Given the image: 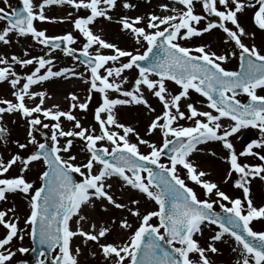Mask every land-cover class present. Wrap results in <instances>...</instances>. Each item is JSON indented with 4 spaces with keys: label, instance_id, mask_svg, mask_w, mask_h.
<instances>
[{
    "label": "snow or ice",
    "instance_id": "6c2138e0",
    "mask_svg": "<svg viewBox=\"0 0 264 264\" xmlns=\"http://www.w3.org/2000/svg\"><path fill=\"white\" fill-rule=\"evenodd\" d=\"M3 3L6 5L8 0ZM197 4L200 13L195 11ZM53 5L68 6L73 11L65 16H49L46 9ZM136 7L131 0H38L36 3L22 0V7L11 12L0 7V21H6L0 28V42L10 44V34L30 36L43 50L39 56H30L27 49L23 56L13 54L9 58L0 54V82L9 83L14 98H0V120L4 114L17 112L26 117L27 142L13 143L21 150L33 146L27 155L16 152L7 160L0 157V201H6L9 193L24 194L29 201L24 225L41 245L58 249L53 264H80L81 247L72 248V240L77 236L85 245L95 243L110 264H215L209 254H220L217 242L227 243L229 239L235 245L231 248L237 254L235 264H264V230L252 226L253 221H264V205H255L251 196L252 180L264 181V95L257 91L264 90V52L254 42L251 45L244 42L245 37L255 38L256 32L246 31L239 21V14L252 8V23L264 33V0H174L159 3L160 14L152 11L144 15H120L115 22L136 45L144 48L142 53L139 48H122L90 27L97 18L113 21L111 13L117 8ZM81 9L88 14L79 15ZM213 16L218 22L209 19ZM65 20L83 38L81 47H73L77 37L70 31L48 35L46 29H38L34 24ZM202 21L206 23L200 26ZM217 28L225 34L223 42L232 46L231 50L218 53L210 44L190 47L181 43ZM57 49L77 62L76 65L54 70ZM237 55L238 71L223 66ZM16 65L32 66V69L19 74ZM80 65L84 66L83 72L76 71ZM132 69L137 73L130 82L125 72ZM69 77L81 79L89 87L83 100L74 92L68 93L66 99L71 101L68 111L61 110L58 104L44 107L49 93L32 90V86L53 78ZM166 81L174 82L179 90L172 93ZM129 83L131 87L126 88ZM145 90L162 105V112L146 128V135L157 131L161 134L160 143L145 139L135 127L121 122L117 116V106H143L149 113L155 112ZM190 90L206 98L210 110L198 108L193 102L184 104L182 110V100H191ZM237 90L247 95L248 102L237 98ZM93 92L99 93L102 101L94 110L98 131L94 126L84 127L71 111H86ZM111 92L119 95L112 97ZM37 98L39 102L34 106L26 103V99ZM196 103L204 104V101ZM62 117L74 122L72 129L64 130ZM224 119L229 124H223ZM45 120L53 122L45 123ZM180 120L191 123L184 126ZM249 127L259 131V138L252 139L238 153L230 137ZM6 133L7 129L0 126V139L7 140ZM36 133L43 140L37 139ZM61 137L85 142L82 151L88 155L84 162L76 163L72 154L61 155L70 153L73 146V139L61 144ZM98 142L107 143L98 146ZM208 142H218L226 150V155L220 157L228 165L223 182L231 181L242 196H230L216 181L205 179L211 173L191 158L203 151L200 145ZM141 145L149 150L142 152ZM209 151L212 156L217 155ZM165 156L167 159L162 162ZM242 156H252L260 163H241ZM17 162L21 164L20 174L7 176ZM33 164L44 166L38 176L40 186L35 188L24 174ZM74 174L80 179H75ZM113 179L119 183V196L109 182ZM186 181L199 186L207 198H200ZM126 189L135 191L156 207L141 212V199L126 197ZM97 202L100 210L107 212L111 206L123 215L119 220L112 217L98 227L91 216L83 213L85 205L95 211ZM154 218L157 222H153ZM19 221L15 206L0 210V226L5 230L0 236V264H12L17 251H29L25 247H12L14 239H23L24 230L19 227ZM83 223L89 224L88 229ZM204 227L214 234L202 246L195 236L202 235ZM113 232L117 233L116 238L108 241ZM40 255L45 258L38 259L36 264H46V253Z\"/></svg>",
    "mask_w": 264,
    "mask_h": 264
},
{
    "label": "rangeland",
    "instance_id": "374dc122",
    "mask_svg": "<svg viewBox=\"0 0 264 264\" xmlns=\"http://www.w3.org/2000/svg\"><path fill=\"white\" fill-rule=\"evenodd\" d=\"M19 0H8V3L5 5L3 3V0H0V7H5L6 11L11 12L12 9L15 8V5ZM37 0H34V3H36ZM132 3H135L137 7L135 9L129 10V9H122L117 8L115 11H113L111 14L113 16V21H107L103 18H97V20L90 25L93 32H99L102 35V38L118 44V46L126 49H135L139 48V51L142 53L144 51L143 47H140L135 44L134 40L125 32H122L120 29V25L116 23V19L120 15H129V16H135V15H144L148 12L155 11L156 13L160 14L161 10L159 9L158 5L161 2L164 3H173L174 0H150V3L147 2V0H131ZM177 7H180L179 5H176ZM73 11L68 6H50L46 9V14L49 16H65L68 12ZM195 11L197 13H200L201 7L199 4H197ZM254 9L248 8L244 11V13L239 14V21L242 24L243 27H245L246 31L252 32V15H253ZM79 15H87V10L81 9L78 13ZM76 13H74L73 18H75ZM210 20H214L218 22L217 17H209ZM206 23V21H202L200 26H203ZM6 21H0V28L5 26ZM35 27L38 29H46L48 35H62L65 32H72L74 36L77 37V43L73 45V47H81V41L82 37L80 36L79 32L74 30L72 27V24L65 20L64 22H34ZM229 27H233L230 23L228 24ZM254 26V25H253ZM224 33L220 29H214L210 33L203 34L200 37H194L190 40L181 41V43L194 47L198 44H210L212 50L217 51L218 53H221L225 50H231V47L229 44H225L224 41ZM259 37L252 38V37H245L244 42L246 44L251 45V43H255L257 47L261 50V52H264V33H261L259 31ZM9 39L11 41L10 44H3L0 42V54H3L5 56H8L9 58L11 55L15 54L17 56H23L24 50L27 49L30 56H39L43 54L42 46L36 44L30 36L26 37H18L15 34H10ZM109 51V50H104ZM238 53V49H236ZM54 55L56 59L54 60V70H58L60 67H74L77 62L73 61L71 57L65 56L62 51L55 50ZM239 58L237 56H232L228 61L224 63V67H226L229 70H239ZM32 69V66H26L24 68H21L20 66L16 65L15 70L19 74L30 72ZM134 72H128L126 70L125 75L129 77V81L134 78V76L137 73L136 69H132ZM76 71L83 72L84 66L80 65L79 67H76ZM87 75V73H85ZM155 78V77H153ZM167 87L172 93H175L178 91V86L175 85L172 81H166ZM33 87V86H32ZM35 88H32L33 91H41L46 90L50 98L46 99L44 107H51L53 104H58L61 110L68 111L71 101L69 99H66L68 96V93L74 92L76 93L81 100L85 99L87 96V89L89 85L85 83L83 80L78 78H72L69 77L68 79L64 78H53L50 81L43 82L42 84L34 85ZM126 88L131 87V83L125 85ZM35 89V90H34ZM13 89L7 82H0V98H7V99H14L11 95ZM258 94L264 95V90H257ZM110 95L112 97H116L119 95L118 93L111 92ZM191 100L190 101H184L181 102L182 110H184V104L188 102H193L196 107L202 108L203 110H210L207 108L206 105V98L200 96V94L196 93L194 90H190ZM145 96L149 100V103L152 105V107L155 109V112L149 113L143 106H135V105H129V106H117L116 112L119 120L125 124H129L136 128V130L140 133L142 137L145 139H149L150 141H155L157 143L161 142V134L157 131L154 135L149 134L146 135V128L148 123L152 118H154L155 115L160 114L162 112V105L160 104L159 100L151 95L150 92L145 90ZM237 98L240 99L242 102L246 103L248 101L246 94H238ZM197 101H204V104L196 103ZM38 98L34 100H27L26 103L28 106H34L35 103H38ZM101 97L99 93L93 92L92 93V99L89 102V108L86 111H82L79 109H72L71 111L73 114L81 121V124L84 127L94 126L97 127L96 121L94 120V110L95 108L101 103ZM45 123H52L53 121L45 120ZM179 123L181 125L187 126L191 122L186 120H180ZM223 124H229V121L227 119L222 120ZM61 125L64 128L65 131L72 129L74 122L68 121L66 118H61ZM0 126H3L7 129V140L0 139V157H3L5 160H7L8 157L6 153H2V150L7 149L9 147L10 154H14L16 152H19L22 156L29 154L31 151H33V146L28 145V148L25 150H21L17 147L14 141L19 140L21 143L27 142L26 137V131H27V118L23 117L20 113H10V114H4L3 119L0 120ZM37 139L43 140V137L39 135V133H36ZM259 138V131L257 129H253L251 127L246 129H241L238 133L234 134L230 137L231 142L233 143L236 151L239 153L243 150L245 147V142L247 139H258ZM60 143L63 144L67 139H73V146L71 148L70 153H61V155L67 157L68 155L72 154L76 156V163L84 162L87 157V152L82 151L85 147V142L80 140V138H72V137H61ZM133 141H135V137H132ZM106 144L107 142H98V146L100 144ZM203 149V151L195 153L191 158L199 165L200 168H202L205 171L210 172L211 174L209 176H206L205 179H210L216 181L221 190L228 193L230 196H242V192L239 189H236L233 187L232 182L229 181L228 183L223 182V176L224 173L228 167L227 163L224 162L220 157L226 155V150L222 148V145H220L218 142H208L204 145H200ZM140 150L142 152H147L149 149L146 146L141 145ZM215 151L217 153L216 156H212L210 154V151ZM167 157H162V162L165 161ZM241 163H249V164H256L260 163V161L252 156H242L240 157ZM20 167L21 164L17 162L16 165H14L9 172L6 174L7 176H15L20 174ZM35 167V169L33 168ZM42 164H33L30 169H34L37 172V176H35V180L33 182V186L38 187L40 186V180L38 179L40 171L43 169ZM76 179L79 180L80 177L78 174H74ZM181 175H183V171L181 172ZM235 176L233 177V179ZM114 185L113 191L116 193L117 196L120 195L119 192V183L117 180L113 179L109 181ZM186 183H189V186L194 187V190L198 193L200 198H207L203 195L202 189L199 186L194 185L190 181H186ZM257 184V186L255 185ZM257 193H256V191ZM8 198L6 201H0V210H6L8 208H11L15 206L16 215L20 216L19 221V227L23 229V239H14L12 242V247L18 249L19 247H25L28 248L29 251L26 253H20L16 252L12 264H33L29 261V254L31 250L33 249V243L31 240V236L28 234L29 229L25 227L24 225V218L28 213L29 210V201L24 198V194L20 192L16 193H9L7 194ZM125 196H133L141 199V205L140 209L141 212H144L146 209H154L156 206L154 203L151 202H145L144 198L141 197L138 193H136L133 190L126 189L125 190ZM251 196L253 199V202L255 205L260 206L264 205V181L260 180L259 178H255L251 182ZM213 199H216V197H212ZM256 199H259V201H256ZM227 203V202H225ZM19 204H24L25 208H22L19 206ZM215 210L221 211L222 209L219 208L218 205H214ZM92 212L91 206L85 205L83 206V213L90 216ZM94 213V219L96 220L97 226L102 222H107L110 220V218L115 217L117 220L123 215V213L120 210H117L113 207H109V210L107 212H104L100 210L99 208V202H97L96 210L93 211ZM92 213V214H93ZM75 219L72 221V227L75 228L77 225L75 223ZM153 222H157L154 218ZM88 223H83V227L86 228ZM257 230H264V221H253L252 225ZM212 228H216V226H212ZM5 234V230L2 226H0V236H3ZM214 234L213 231L208 228H203V234H197L195 238L201 243V245H206L207 242H209L208 238L210 235ZM117 233L113 232L111 235L107 237L108 241H113L116 238ZM126 238V236H125ZM101 242H105L102 240ZM92 243V242H91ZM77 245H80L81 252L78 255V259L80 264H110L109 261H106L103 255L101 254L99 248L97 245L94 247H91L90 242H88L86 245L82 243V238L77 236L73 238L72 240V248L73 250L76 248ZM217 246L220 248V254H209L211 259L215 261V264H235V261L237 259V254L233 253L231 251V248L234 247V243L229 239L227 243L223 242H217ZM95 252L96 255L92 256L91 253ZM58 250H56L53 253V257L58 255ZM75 254V253H74Z\"/></svg>",
    "mask_w": 264,
    "mask_h": 264
},
{
    "label": "water",
    "instance_id": "95a60500",
    "mask_svg": "<svg viewBox=\"0 0 264 264\" xmlns=\"http://www.w3.org/2000/svg\"><path fill=\"white\" fill-rule=\"evenodd\" d=\"M20 7H22V1H18L17 5H16L17 9ZM62 47H63V45H62ZM141 63L143 64L144 62H141ZM239 93H242V92L237 90V94H239ZM250 142H251V139H247V141L245 142V145H247ZM74 178H75V176H74ZM217 212L221 213V215H224L223 211H217ZM33 242H34V249L31 252L30 260L36 264V261L38 259H42V256L40 255L41 252H44L47 255L46 264H53L54 260H52L51 255H52V252L54 251V249H48L47 245H41L38 238H36L35 240L33 239Z\"/></svg>",
    "mask_w": 264,
    "mask_h": 264
},
{
    "label": "bare ground",
    "instance_id": "6f19581e",
    "mask_svg": "<svg viewBox=\"0 0 264 264\" xmlns=\"http://www.w3.org/2000/svg\"><path fill=\"white\" fill-rule=\"evenodd\" d=\"M36 2H38V0L36 1ZM252 30L253 31H255L256 32V36H255V38L257 39L258 37H259V30H257V29H255V27L252 25ZM134 72L133 70H128V72ZM32 88H35L34 86L32 87ZM35 90V89H34ZM0 146H2V144H0ZM2 153H6V155L8 156V157H10V149H9V147H7V149H4V150H2ZM34 169H35V167H33ZM32 170V169H29V170H26V172L24 173L25 174V176H26V179H28V180H30V181H34L35 180V176H37L36 174H37V172L35 171V170ZM256 186H257V188L259 189V187H258V185L257 184H255ZM254 190H255V188H254ZM256 191V190H255ZM256 193H257V191H256ZM256 201H259L260 202V200L259 199H256ZM19 206H21L22 208H25V205L24 204H19ZM110 207V206H109ZM93 213V211L91 212V214H90V216L92 217V219L93 220H95L94 219V213ZM96 221V220H95ZM88 227H89V224L87 225V227L85 228V229H88ZM90 245H91V247H94L96 244L95 243H91L90 242Z\"/></svg>",
    "mask_w": 264,
    "mask_h": 264
}]
</instances>
